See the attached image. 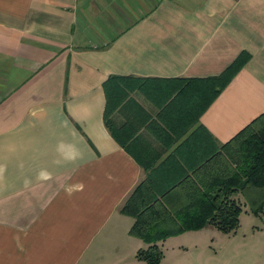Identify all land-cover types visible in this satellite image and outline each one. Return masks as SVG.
<instances>
[{
	"label": "crops",
	"instance_id": "obj_1",
	"mask_svg": "<svg viewBox=\"0 0 264 264\" xmlns=\"http://www.w3.org/2000/svg\"><path fill=\"white\" fill-rule=\"evenodd\" d=\"M262 114L264 0H0V264H146L134 190L194 179ZM240 227L197 263L264 264V224Z\"/></svg>",
	"mask_w": 264,
	"mask_h": 264
},
{
	"label": "trees",
	"instance_id": "obj_2",
	"mask_svg": "<svg viewBox=\"0 0 264 264\" xmlns=\"http://www.w3.org/2000/svg\"><path fill=\"white\" fill-rule=\"evenodd\" d=\"M248 59L247 54H242L223 74L204 80L206 108L229 86ZM113 81L120 78L107 82V93L108 83ZM113 110L109 101L105 124L116 137L111 121ZM195 172L194 179L187 177L160 190L148 177L123 206L121 212L135 220L130 235L148 245L137 253L139 261L161 264L164 259L161 242L200 230L207 224L224 234L236 232L243 207L238 197L245 200L255 215L263 214L264 114L209 156Z\"/></svg>",
	"mask_w": 264,
	"mask_h": 264
},
{
	"label": "rangeland",
	"instance_id": "obj_3",
	"mask_svg": "<svg viewBox=\"0 0 264 264\" xmlns=\"http://www.w3.org/2000/svg\"><path fill=\"white\" fill-rule=\"evenodd\" d=\"M242 213L240 216L241 227L239 235L250 234L255 226L264 224V212L262 216L255 215L250 206L242 200ZM219 237H224L221 240ZM227 238L224 233L217 230L213 225L205 226L197 231H190L188 234L171 237L164 245L162 250L164 259L161 264H199L200 255L207 250L220 249V245L225 244ZM187 252L185 253V250Z\"/></svg>",
	"mask_w": 264,
	"mask_h": 264
}]
</instances>
